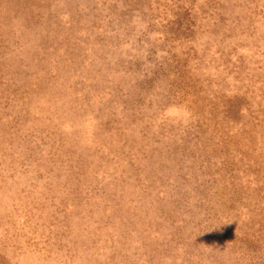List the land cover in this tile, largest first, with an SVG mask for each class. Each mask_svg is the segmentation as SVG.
I'll use <instances>...</instances> for the list:
<instances>
[{
	"label": "rangeland",
	"instance_id": "obj_1",
	"mask_svg": "<svg viewBox=\"0 0 264 264\" xmlns=\"http://www.w3.org/2000/svg\"><path fill=\"white\" fill-rule=\"evenodd\" d=\"M0 264H264V0H0Z\"/></svg>",
	"mask_w": 264,
	"mask_h": 264
}]
</instances>
